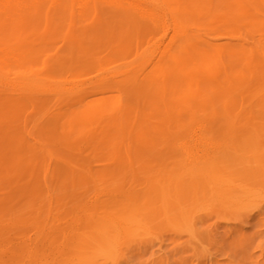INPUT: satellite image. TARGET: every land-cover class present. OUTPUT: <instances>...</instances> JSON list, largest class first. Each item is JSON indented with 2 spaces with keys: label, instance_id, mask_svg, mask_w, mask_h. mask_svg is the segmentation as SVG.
I'll return each instance as SVG.
<instances>
[{
  "label": "bare ground",
  "instance_id": "bare-ground-1",
  "mask_svg": "<svg viewBox=\"0 0 264 264\" xmlns=\"http://www.w3.org/2000/svg\"><path fill=\"white\" fill-rule=\"evenodd\" d=\"M222 134L264 137V0H0V212L16 191L160 151L184 161L167 183L237 215L263 193L219 179L229 148L171 146ZM125 223L49 240L34 264H117L142 232Z\"/></svg>",
  "mask_w": 264,
  "mask_h": 264
},
{
  "label": "rangeland",
  "instance_id": "rangeland-1",
  "mask_svg": "<svg viewBox=\"0 0 264 264\" xmlns=\"http://www.w3.org/2000/svg\"><path fill=\"white\" fill-rule=\"evenodd\" d=\"M260 135L252 134L250 139L238 135L230 142H225L224 134L177 136L171 144L195 149L199 157L206 149L229 148L215 166L219 179L263 193L237 215L212 213L191 183H167L165 170L177 173L184 167L182 153L170 156L158 151L160 157L143 156L130 166L108 162V174L99 172L102 164L92 165L95 180L90 175H66L54 191L44 188L11 194L0 212V264H34L43 260L49 240L93 237L112 222H135L142 231L138 243L117 264H264V137ZM159 182L165 187L159 189ZM164 201L171 204V227L162 213ZM185 219L191 224L184 226ZM13 245L25 251L11 252ZM78 259L82 261L74 264H113L95 255Z\"/></svg>",
  "mask_w": 264,
  "mask_h": 264
}]
</instances>
